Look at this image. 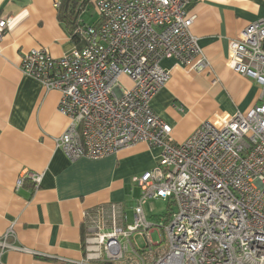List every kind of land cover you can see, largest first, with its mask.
<instances>
[{"label": "built area", "instance_id": "2783aa9c", "mask_svg": "<svg viewBox=\"0 0 264 264\" xmlns=\"http://www.w3.org/2000/svg\"><path fill=\"white\" fill-rule=\"evenodd\" d=\"M198 1L95 0L97 22L79 18L73 31L79 47L60 58L44 48L22 55V74L60 95L57 110L68 124L54 141L69 161L137 144L160 150L155 167L131 179L140 190L132 223L119 204L85 211L82 256L65 264H264V18L228 45L227 65L259 87L249 111L216 116L173 143L172 127L150 105L169 79L161 61L197 74L210 68L190 30L188 7ZM9 24L0 20V39ZM41 179L26 172L14 188L25 180L38 188ZM149 200L175 211L153 225L144 210ZM12 236L9 229L0 237V264L6 251L24 250Z\"/></svg>", "mask_w": 264, "mask_h": 264}, {"label": "crops", "instance_id": "0c3cea01", "mask_svg": "<svg viewBox=\"0 0 264 264\" xmlns=\"http://www.w3.org/2000/svg\"><path fill=\"white\" fill-rule=\"evenodd\" d=\"M58 2L0 0V20H10L0 39V237L11 229L8 241L24 249L6 251L3 264L79 260L84 212L119 204L133 214L140 190L131 179L155 167L160 155L159 149L137 144L102 159L71 162L56 148L54 140L68 124L57 110L60 95L44 92L40 83L23 75L20 62L35 48L46 49L53 58L73 49L57 20ZM87 9L80 17L84 22ZM188 14L195 17L190 30L210 68L197 74L171 59L160 63L169 79L150 105L172 127L173 143L185 141L216 116L249 111L259 97L258 85L233 72L227 57L229 42L264 18V0H200L188 7ZM121 82L131 86L124 77ZM26 172L42 175L39 187L25 180L15 190Z\"/></svg>", "mask_w": 264, "mask_h": 264}, {"label": "rangeland", "instance_id": "374dc122", "mask_svg": "<svg viewBox=\"0 0 264 264\" xmlns=\"http://www.w3.org/2000/svg\"><path fill=\"white\" fill-rule=\"evenodd\" d=\"M88 9L86 10L85 15L83 16V19H85V23L88 24L92 21H96V18H98L95 7L91 5H87ZM124 84V83H123ZM125 85V84H124ZM138 197L136 199H139L140 197V192L138 191ZM135 202V203H136ZM135 206V205H134ZM144 210L146 215L149 218V221L153 225H158L160 224L161 221L167 219L168 215L171 214L173 211H175V208L173 206H169L167 202H162L161 200H149L146 202L144 206ZM126 215L127 223L131 224L132 223V216L133 214L124 212ZM160 228L154 227L153 232L151 233V241L153 243H158L160 240ZM135 242L138 243L139 247H142L144 245V241L140 237H135Z\"/></svg>", "mask_w": 264, "mask_h": 264}, {"label": "trees", "instance_id": "16d2710c", "mask_svg": "<svg viewBox=\"0 0 264 264\" xmlns=\"http://www.w3.org/2000/svg\"><path fill=\"white\" fill-rule=\"evenodd\" d=\"M95 0H59L57 10V20L68 34L75 47H79L78 39L73 35L79 18L86 9L87 5L94 4Z\"/></svg>", "mask_w": 264, "mask_h": 264}]
</instances>
